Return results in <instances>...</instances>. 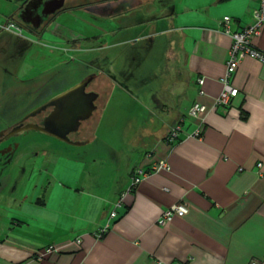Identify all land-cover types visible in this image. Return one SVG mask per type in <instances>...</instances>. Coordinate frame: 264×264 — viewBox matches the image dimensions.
<instances>
[{
    "label": "crops",
    "instance_id": "0c3cea01",
    "mask_svg": "<svg viewBox=\"0 0 264 264\" xmlns=\"http://www.w3.org/2000/svg\"><path fill=\"white\" fill-rule=\"evenodd\" d=\"M159 1L160 5L139 1L134 8L135 26H130L131 13L124 1L118 16L112 17L118 21L117 30L93 32L86 38L91 44L88 53L98 50L94 48L98 44L105 51L116 42H150L147 47L135 46L134 68L117 86L133 98L147 88L146 99H150L146 111L136 112L138 123L150 124L134 129L135 138L128 145L136 160L128 165L130 177L123 179L112 199L104 200V208L84 187H76L77 178L63 176L62 171V176H55L60 163L43 161L37 154L31 166L24 165L22 179L6 183L15 186L23 207L32 205L22 208L16 219L0 218V264H249L253 259L264 264V62L242 60L231 79L238 96L228 107L214 108L223 90L232 34L254 24L253 12L260 2ZM21 3H16L15 11ZM13 14L0 11V50L12 54L6 41H26L29 45L20 53L38 64L44 51H37V58L35 47L50 53L52 47L62 46L60 35L52 32L57 22L38 40L23 29L21 34L7 31L6 25L15 24ZM225 17L230 18L228 28ZM253 43L264 53V28ZM150 53H162L165 60V67L157 69L163 73L156 75V67L149 69L155 88L137 83L141 66L136 64ZM90 65L106 68L100 62ZM28 72L22 86L36 80L37 73L29 76ZM92 75L97 80L99 75ZM106 87L101 81L99 89ZM196 102L207 108L201 119L202 137L182 136L171 143L174 127L181 126L187 134L199 128L201 120L189 118ZM162 161L169 169L153 171ZM140 170L149 174L131 190L132 177ZM179 204L187 207V214L161 226L163 213ZM113 212L115 219H111ZM107 225L109 231L98 237ZM49 246L57 251L39 260L37 252Z\"/></svg>",
    "mask_w": 264,
    "mask_h": 264
},
{
    "label": "rangeland",
    "instance_id": "374dc122",
    "mask_svg": "<svg viewBox=\"0 0 264 264\" xmlns=\"http://www.w3.org/2000/svg\"><path fill=\"white\" fill-rule=\"evenodd\" d=\"M19 1L22 2L23 0H0V11L6 14H13L17 8L16 3ZM139 1L125 0L127 9L131 13L129 15L131 19L129 22L130 26L136 25L134 8L138 6ZM144 1L145 3L155 2L156 5L161 4L157 0ZM117 13L116 9H109L108 14L111 17L105 23L100 19L88 17L81 12L59 16L52 32L57 35L59 34L61 37L63 36L61 32L65 31L67 39L70 37L77 39V41H74L78 50L74 53L70 51L73 48L70 43L64 44L60 48L54 46L52 47L53 49L51 48L50 53L47 48L41 49L38 46L34 48L36 52H33L37 58L40 55L37 54V51L43 50L44 53L39 56L40 61L37 64L35 59L32 60L31 57L29 60H25L26 53L13 55L0 50V132L16 124L32 108L48 100L33 99L32 97L36 96H27V93L36 90L37 86H42L45 82L50 81V87L46 90L40 88L39 95L44 93L46 96L55 95L56 97L82 83L91 74L99 75L97 80L93 81L90 85V89L102 92V96L98 99L97 103L98 109L90 120L82 124L80 134L72 136L74 142H82L83 145H72L55 137L36 132L27 134L23 138L12 140L18 141L22 145L17 154L19 157L16 159V162L19 158H24L27 155L22 160V165L31 166L33 164L32 160L36 159L32 158V154L34 155L35 152L40 154L41 158H44L43 161L60 163L58 165L61 168L56 171L55 176H62V171L63 176L71 175L77 178L76 187H84L87 194H93L94 200L98 201L99 205L100 203L104 205V200L107 198L112 199L114 194L118 192L117 189L120 188L123 179L130 177L128 165H132L136 161L135 154L131 152L128 146L131 139L135 138L134 129L143 125L145 126L146 123L150 124L149 121H139L138 123L136 115V112L141 113L148 108L150 99H146L148 95L146 87H156L155 79L153 81L150 79L151 73L149 69L153 70L156 67L157 70L158 66L162 67V69L165 67L162 53L160 55L150 53L148 55L149 58H145L146 60L142 57L138 65L136 64L138 68L141 66L136 76L138 78L137 83H142L146 89H142L137 94H134L135 98H133L125 94V91L120 90L122 89L121 86L119 88L117 86L124 82L123 78L126 71L134 68V63L131 59L133 58L135 46L140 44L142 47H147L150 44L149 40L137 45L129 43L119 45V42H116L118 44L115 47L105 51L101 50L102 46L98 44L94 46L98 50L89 53L85 52V50L90 48L91 44L84 39L89 37L93 32L101 33L105 32L106 29H110L109 31L118 29V21L112 18ZM136 19L139 20L137 16ZM143 24L146 25L145 23ZM12 25L18 27L15 24ZM9 26V24L6 25L5 29L7 30ZM145 31L149 32L148 29ZM6 45L2 44V46ZM121 53L122 55H120ZM92 62H100V65L106 68L92 67L90 65ZM28 69L30 71L28 72L29 76L34 72L37 74L42 72L48 73V76L45 78L41 77L39 84H35V82L34 84L31 83V85L22 86L21 81ZM156 72V75L163 73H159L158 70ZM101 81L108 85L105 91L99 89L101 88ZM135 92L131 90L132 94ZM140 93L143 95L142 97L139 96ZM158 101L160 102L159 99ZM16 162L8 172H11L12 168L15 173L19 170V168L17 170L18 164ZM13 186L6 187L0 193V218L3 220L8 218L9 220H5L7 222L13 218L16 219L17 214L23 209L28 210L32 205L29 204L30 202L24 203L25 207H23V203L14 193ZM29 192L31 195L32 191ZM103 207L105 208V205Z\"/></svg>",
    "mask_w": 264,
    "mask_h": 264
},
{
    "label": "flooded vegetation",
    "instance_id": "af4514ba",
    "mask_svg": "<svg viewBox=\"0 0 264 264\" xmlns=\"http://www.w3.org/2000/svg\"><path fill=\"white\" fill-rule=\"evenodd\" d=\"M124 1L125 0H23L18 10L15 11V14L11 16V20L17 26H19V28L23 29L25 33H27L32 37H35L38 40L46 36L48 31L50 30V27L53 24H56L55 22H57L59 16L63 14L81 12L88 17H92L100 20H106L107 16H110L108 14V10L116 9L118 12L119 6H121ZM61 3H62L61 7L58 8L54 13H51V11L57 8ZM117 16L118 13L115 17ZM61 35H63L61 36V39L63 41L62 46L64 44L70 43L71 47L73 46V48H71L70 51L73 53L77 52L78 49L74 41V40L77 41V39H72L71 37L67 39L66 38L67 34L65 31H62ZM84 40H86V38ZM5 43L12 47L13 55L19 54L22 49H25L29 45L28 42L26 41L18 43V41L14 39H12V41H6ZM42 45L47 46V43H42ZM59 48L57 49L60 50ZM85 52H87V50H85ZM46 76H48V73H44V72L38 73L37 76L35 77L36 78L35 81L32 80V82L25 85H31V83L34 84L35 82H36L35 84H39L41 77L45 78ZM49 82L50 81H47L44 84H42V86H37L36 90L34 91L32 90L31 92L27 93L28 94L27 96L29 97L36 96V97H32L33 99H48V100L35 106V108H32V110H30L25 115V117L19 120L16 124L3 130L7 134L11 132L15 127L21 126V129L23 131L19 133L17 136L9 138L7 141H5L0 145V193H2L7 187L6 184L7 181L20 180L24 176V172H25V168L22 165V160L27 155L26 154H25L26 156L23 155L25 156L24 158L20 156L22 158H19L16 162V159L19 157L17 154L19 153V150L22 145L19 144L18 141H12V140L15 138H23V136H26L27 134H30L32 132L43 133L41 132L40 128L42 127L45 119L55 111V107L53 106L47 107V104L50 103L53 99L59 97L60 95L56 97L55 95L46 96L44 93L39 95L40 88H42V90H46L50 87ZM90 85L87 88V92H91V91L97 92L96 90L90 89ZM79 134L80 132L78 134H72L70 137L72 139V136L75 135L77 136ZM37 154L38 153L34 152V155L32 154V158H35ZM15 162L18 164L17 170L18 168L19 170L16 171L15 173L13 172L14 169L12 168L11 172L9 171L10 172L9 173L8 170Z\"/></svg>",
    "mask_w": 264,
    "mask_h": 264
},
{
    "label": "built area",
    "instance_id": "2783aa9c",
    "mask_svg": "<svg viewBox=\"0 0 264 264\" xmlns=\"http://www.w3.org/2000/svg\"><path fill=\"white\" fill-rule=\"evenodd\" d=\"M260 6L253 12L254 24L245 27L241 31L232 34L233 44L229 53V58L226 65V74L221 79V83L223 85V90L216 100L214 104V108L220 107H228L231 101L236 98L239 94V90L231 84V79L233 78L239 64L245 58H253L264 62V53L259 51L254 46V39L258 38L264 28V0H259ZM230 21L229 17L224 18V23L228 28V23ZM14 30L17 33H22L19 27H15L14 25H10L7 27V31ZM227 33L229 30L227 29ZM200 84H203V81H199ZM207 112V108L205 105H202L198 102L194 103L189 111V118L193 120H201L202 116ZM204 125L203 121L201 120V124L199 128L191 134L185 133V131L181 128V126L174 127L169 136V141L171 143H175L181 140L182 136L186 137H193V138H201L204 132ZM169 166L166 162L162 161L154 165L152 168L153 171L157 172L160 170H168ZM149 174V173H148ZM143 170L137 172L135 176L132 177L131 183V190L139 185L142 181V177L147 176ZM121 206V203L118 204V207ZM188 209L185 205L179 204L171 207L170 209L166 210L161 218L159 219V224L161 226L166 225L167 223L171 222L173 218L177 215H185L187 214ZM117 216L116 212L111 214V219H115ZM109 231V225L102 228L99 231L98 237L104 236ZM82 240L78 239L77 243H81ZM57 251L56 247L49 246L42 250H39L36 254V257L39 260H42L44 257L52 254L53 252ZM249 264H263L261 261L257 259H253Z\"/></svg>",
    "mask_w": 264,
    "mask_h": 264
},
{
    "label": "water",
    "instance_id": "95a60500",
    "mask_svg": "<svg viewBox=\"0 0 264 264\" xmlns=\"http://www.w3.org/2000/svg\"><path fill=\"white\" fill-rule=\"evenodd\" d=\"M61 5L62 3L51 13H54ZM94 79L93 75L90 76L48 103L47 107L53 106L55 111L45 119L40 128L41 132L72 145H83L82 142H74L70 136L78 134L82 124L90 120L98 109L99 93L95 91L87 92L88 86ZM22 131L21 126H17L7 134L4 131L0 132V145Z\"/></svg>",
    "mask_w": 264,
    "mask_h": 264
}]
</instances>
